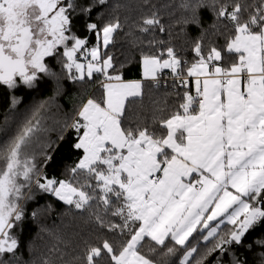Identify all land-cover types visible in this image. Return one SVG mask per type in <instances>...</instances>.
<instances>
[{
	"label": "snow or ice",
	"instance_id": "obj_1",
	"mask_svg": "<svg viewBox=\"0 0 264 264\" xmlns=\"http://www.w3.org/2000/svg\"><path fill=\"white\" fill-rule=\"evenodd\" d=\"M120 6L111 0H0V87L38 90L48 78L58 95L62 78L83 84L99 76L102 89L63 122L39 159L34 146L47 131L49 102L13 134L0 128V264H35L23 259L15 233L25 220L23 201L34 193L87 214L103 234L84 241L75 264H248L250 249L264 250V0H181V32L190 24L199 28L193 59L174 46L142 54L144 79L158 88L169 70L180 101L171 111L154 107L150 118L133 111L143 102L142 80H125L108 51L123 29L119 17L102 25L92 20L93 12ZM209 8L213 22L205 27L198 13ZM77 10L94 45L74 31ZM137 28L167 31L157 10ZM18 103L12 95L10 106ZM65 131L73 133L69 149L80 155L69 178L60 179L43 169ZM258 229L260 238L246 243ZM49 251L63 258L59 247ZM40 264L53 262L45 257Z\"/></svg>",
	"mask_w": 264,
	"mask_h": 264
},
{
	"label": "trees",
	"instance_id": "obj_2",
	"mask_svg": "<svg viewBox=\"0 0 264 264\" xmlns=\"http://www.w3.org/2000/svg\"><path fill=\"white\" fill-rule=\"evenodd\" d=\"M87 3V0H84ZM112 3H118L121 6L116 9H106L101 15L93 12L92 20L99 24L110 21L114 17H119L123 29L115 36L114 44L110 45L108 51L114 56V62L117 69L123 73L125 80H136L141 78L142 54H157L161 47L174 46L177 53L189 61L193 59L191 53V41L199 35V28L196 25H188L186 34L181 32L180 26L176 21L185 15L180 7L181 0H111ZM210 2V0H207ZM153 10H157L162 23L167 31L160 33L143 34L138 31L137 24L140 19L150 15ZM74 31L81 36H88L89 45L96 43V38L92 34L84 31V17L79 15V10L73 14ZM198 17L203 26L207 27L213 22L211 9H203L198 13ZM222 31L226 30L222 29ZM164 41L163 45L156 44L155 47L149 44V41ZM224 37L220 38L223 43ZM55 65V61H49ZM122 66V67H121ZM59 72V66L56 65ZM167 80L161 82L160 87H153V82L145 83L143 102L133 106V111L140 115L149 117L153 108L161 106L168 111L173 110L179 101L172 88V75L169 72L161 74ZM47 84L38 90H29L21 88L12 92L6 87H0V128H7L8 135L14 133L16 127L20 125L32 111L45 102L47 104L44 110V125L47 128L34 146V151L39 159V154L48 141H57L61 134V128L64 121L74 116L80 107L82 101L89 97L97 98L102 94L99 86L101 77L97 76L94 81L86 83H72L66 78H62L60 92L56 94L55 83L48 78ZM165 81L167 86L165 87ZM15 95L19 103L15 107L9 104L10 97ZM54 98V99H53ZM166 115V113H165ZM65 141L59 143L54 160L51 165L43 169L49 175H54L60 179L69 178L68 169L73 166L80 153L69 149V143L72 141L73 133L65 131ZM51 204L52 211H44L45 206ZM25 211V220L15 229V233L22 242L21 253L24 260L34 261L40 264V261L47 257L53 264H75L74 257L82 254L84 241L95 242L102 233H99L89 222L87 214H80L75 211H69L61 202H57L53 197L34 193L33 198L23 201ZM37 212V218L32 217V213ZM43 229V230H42ZM261 230L253 232L246 243L259 239ZM59 247L64 253L60 258L59 253H52L49 250ZM146 251V249H145ZM262 249L253 247L245 258L248 264H264L261 259ZM229 259L225 256V261Z\"/></svg>",
	"mask_w": 264,
	"mask_h": 264
},
{
	"label": "crops",
	"instance_id": "obj_3",
	"mask_svg": "<svg viewBox=\"0 0 264 264\" xmlns=\"http://www.w3.org/2000/svg\"><path fill=\"white\" fill-rule=\"evenodd\" d=\"M143 72H144V69H143V66H142L141 78H140V79H136V80H142V82H143L144 85H145V83L153 82V81H151L150 79H144V77H143ZM165 72H169V73H170L169 70H164L163 73H165ZM170 74H171V73H170ZM129 81H130V80H129Z\"/></svg>",
	"mask_w": 264,
	"mask_h": 264
},
{
	"label": "built area",
	"instance_id": "obj_4",
	"mask_svg": "<svg viewBox=\"0 0 264 264\" xmlns=\"http://www.w3.org/2000/svg\"><path fill=\"white\" fill-rule=\"evenodd\" d=\"M170 79L172 80V78H170ZM163 80H167V78H165V77H163V76L161 75V82H162Z\"/></svg>",
	"mask_w": 264,
	"mask_h": 264
}]
</instances>
